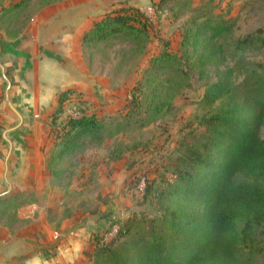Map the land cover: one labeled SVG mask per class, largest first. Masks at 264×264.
<instances>
[{"label":"rangeland","instance_id":"rangeland-1","mask_svg":"<svg viewBox=\"0 0 264 264\" xmlns=\"http://www.w3.org/2000/svg\"><path fill=\"white\" fill-rule=\"evenodd\" d=\"M73 8L93 21L122 8L137 9L147 20V27H137L138 32L129 36L112 35L101 42L82 44L80 85L75 89L80 95L71 96L57 124L80 111L94 113L104 124L102 140L87 137L67 157L51 162L50 166H38V192L11 184L19 165L11 171L8 160L6 182L12 192L0 199V227L8 228L11 235L42 217L57 232L87 223L98 226L88 253L92 264L101 245L110 242H103L102 238L113 226L129 224L130 234L143 233L150 229L149 220L174 207L167 198H154L155 192L173 182L180 167L183 139L202 134V118L216 113L220 107L204 106L201 102L205 86L216 80L215 68L207 67L206 78L200 79L192 65L194 58H187L181 46L184 30L194 20L208 17L232 20L231 32L219 41L223 54L219 70L237 64H248L244 70L251 69L253 64L264 63V46L257 42L255 46L239 48L238 44L264 28V0H25L21 6L0 15V30L10 37L27 34L45 10L66 12ZM163 51L179 57L177 71L161 69L149 78L161 86V97H167L171 106L156 123L141 127L136 122L140 110L138 115L126 113L132 108V93L148 77L145 71ZM192 51L187 49L189 55ZM243 78L237 73L233 81L238 84ZM151 90V86L145 85L139 90V97L144 99ZM8 94L3 82L0 109H9L5 101ZM10 117L13 128L19 119L14 113ZM2 131L1 128L0 141ZM4 136L9 140L7 133ZM49 136L54 141L51 133ZM4 157L1 155L2 160ZM234 179L251 181L242 175ZM7 188L2 180L1 192ZM257 264H264V260Z\"/></svg>","mask_w":264,"mask_h":264},{"label":"trees","instance_id":"trees-1","mask_svg":"<svg viewBox=\"0 0 264 264\" xmlns=\"http://www.w3.org/2000/svg\"><path fill=\"white\" fill-rule=\"evenodd\" d=\"M137 27H147L137 9L112 11L94 22L82 44L136 34ZM232 27V20L213 16L194 20L182 35L184 54L194 58L192 65L200 79L206 78L207 67L215 68L216 80L205 86L202 104L220 107L202 118V134L183 139L173 182L155 192L154 198H167L174 207L149 220L150 229L143 233L130 234L129 224L118 226L92 264H257L264 260V63L253 64L248 70H244L248 64L219 70L223 63L219 41ZM263 34L264 28L257 29L255 36L243 39L238 47L257 42L264 46ZM187 49L193 50L191 55ZM179 63V57L168 51L153 59L145 71L148 77L132 93V108L126 116L140 110L136 122L141 127L156 123L171 105L167 97H161V86L149 77L161 69L177 71ZM237 73L244 78L235 84ZM145 85L152 90L143 99L139 90ZM73 94L72 89L57 93L50 123L54 152L47 160L49 166L72 154L87 137L102 140L104 124L94 113L80 111L57 124ZM237 175L251 181L236 182Z\"/></svg>","mask_w":264,"mask_h":264},{"label":"crops","instance_id":"crops-1","mask_svg":"<svg viewBox=\"0 0 264 264\" xmlns=\"http://www.w3.org/2000/svg\"><path fill=\"white\" fill-rule=\"evenodd\" d=\"M23 1L0 0V15ZM87 17L80 9L45 10L27 34L10 37L0 30V85L5 82L9 91L5 100L9 109H0V129L4 132L0 183L4 180L8 186L6 192L0 190V199L12 192L6 182L8 160L11 171L19 165L11 184L39 191L35 185L40 177L38 166L47 164L54 152L49 121L57 107V93L80 85L82 38L96 22ZM10 106L22 118L19 130L17 126L12 128L10 116L17 114ZM1 155H5L4 160ZM97 227L87 223L57 232L43 217L11 235L2 226L0 231L5 232H0V264H91L88 253Z\"/></svg>","mask_w":264,"mask_h":264},{"label":"built area","instance_id":"built-area-1","mask_svg":"<svg viewBox=\"0 0 264 264\" xmlns=\"http://www.w3.org/2000/svg\"><path fill=\"white\" fill-rule=\"evenodd\" d=\"M117 229V225L113 226L107 234L103 235L102 241L107 242L108 240H111L116 235Z\"/></svg>","mask_w":264,"mask_h":264},{"label":"water","instance_id":"water-1","mask_svg":"<svg viewBox=\"0 0 264 264\" xmlns=\"http://www.w3.org/2000/svg\"><path fill=\"white\" fill-rule=\"evenodd\" d=\"M11 107V106H10ZM12 108V107H11ZM13 109V108H12ZM14 110V109H13ZM14 112L17 114V116H18V119H19V123H18V125H17V127H19L20 125H21V122H22V118L20 117V115L18 114V112H16L15 110H14ZM7 159V158H6Z\"/></svg>","mask_w":264,"mask_h":264}]
</instances>
